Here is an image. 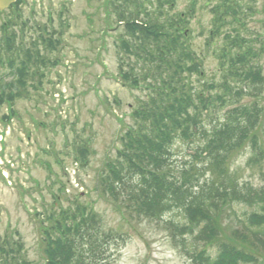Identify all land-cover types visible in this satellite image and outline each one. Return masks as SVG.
Here are the masks:
<instances>
[{
    "label": "trees",
    "instance_id": "16d2710c",
    "mask_svg": "<svg viewBox=\"0 0 264 264\" xmlns=\"http://www.w3.org/2000/svg\"><path fill=\"white\" fill-rule=\"evenodd\" d=\"M243 1L214 0L207 47L222 39L215 54L221 80L201 81L198 88L186 76L204 78L201 59L188 40L189 14H172L175 0H159L155 9L148 8L153 0L110 1L115 23L124 31L118 53L141 65L126 72L122 63V78L145 86L148 100L133 114L135 125L120 139L117 157L106 164L101 192L128 220L183 217V224L166 223L175 245L193 264H264V188L246 184L237 189L229 173L231 158L246 146L252 150L248 166L264 165V67L259 66L264 41L242 33L253 10ZM2 41L9 59L2 64L9 62L10 73L0 74V107L25 99L47 69L40 43L19 48L16 34L8 31ZM43 43L51 46L48 39ZM3 120L10 123L12 116ZM178 142L193 146L196 161L174 165ZM77 152L81 164H87L86 148ZM206 174L210 177L200 183ZM233 204L252 210L242 230L223 224L225 209ZM37 217L43 264H106L101 243L122 239L106 232L101 216L81 203ZM0 264H36L18 231L0 233Z\"/></svg>",
    "mask_w": 264,
    "mask_h": 264
},
{
    "label": "rangeland",
    "instance_id": "374dc122",
    "mask_svg": "<svg viewBox=\"0 0 264 264\" xmlns=\"http://www.w3.org/2000/svg\"><path fill=\"white\" fill-rule=\"evenodd\" d=\"M175 1L172 14H189L188 40L204 73L202 79L187 75V82L197 88L202 87L201 81L218 82L221 72L215 54L222 39L207 47L213 27L211 9L216 3ZM107 2L110 0H17L18 7L0 12V74L10 73L8 61L2 64L8 59L2 43L5 29L16 34L19 48L40 43L47 61L42 82L33 83L25 99L13 103L12 112L8 104L0 107V233L18 231L28 258L43 264L37 215L81 203L101 216L106 232L122 235V239L101 243L106 264H193L175 245L166 223L172 219L183 224V217L174 213L161 222L128 220L101 192L102 171L117 157L123 134L135 125L133 114L148 100L145 86L135 87L122 78V63L126 72L141 65L118 53L124 31L116 27ZM153 2L149 9L159 5V0ZM249 3L253 10L242 33L258 36L263 42L264 0H244L242 4ZM232 24L234 29L238 27ZM46 38L54 46L46 47ZM259 66L264 67V59ZM6 115L12 116L10 123L3 120ZM79 147L88 152L87 164L80 162ZM192 148L176 143L174 165L196 161L191 158ZM251 153L246 146L230 160L229 173L237 189L246 184L264 188V165L248 166ZM209 177L206 174L200 183ZM251 212L244 205L233 204L225 210L223 224L242 230ZM260 259L264 261L263 254Z\"/></svg>",
    "mask_w": 264,
    "mask_h": 264
},
{
    "label": "water",
    "instance_id": "95a60500",
    "mask_svg": "<svg viewBox=\"0 0 264 264\" xmlns=\"http://www.w3.org/2000/svg\"><path fill=\"white\" fill-rule=\"evenodd\" d=\"M16 0H0V10L9 8Z\"/></svg>",
    "mask_w": 264,
    "mask_h": 264
}]
</instances>
